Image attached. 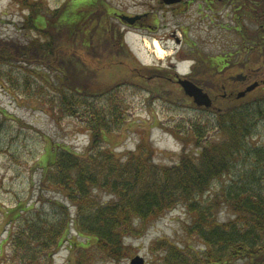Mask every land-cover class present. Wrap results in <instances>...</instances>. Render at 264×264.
<instances>
[{"label":"trees","instance_id":"obj_1","mask_svg":"<svg viewBox=\"0 0 264 264\" xmlns=\"http://www.w3.org/2000/svg\"><path fill=\"white\" fill-rule=\"evenodd\" d=\"M21 1L25 8L32 9L26 19L27 27H34L46 35L47 42L37 37L31 44L21 46L0 40V57L7 60L11 72L23 76L19 81L27 89L31 71L27 67L33 60L61 72L63 83L57 88V99L47 103L55 115L76 117L92 133L86 156L60 148L47 154L43 167L42 187L59 192L75 205L77 231L95 238L97 250L108 258L120 259L129 254L123 253L127 250L123 242L125 236L139 235L140 230L135 228L138 222L156 220L167 211L182 206L193 216L187 228L190 237L202 243L205 249L159 243L157 250L165 253L163 264H230L239 260L264 264V143H256L257 130L252 128L257 121H264L263 111L254 109L255 105H244L217 112L214 118L207 117L195 123L193 144L199 147L197 156L184 148L180 161L173 167L152 164L150 157L154 148L146 139L122 162L100 145L113 129L123 124L121 104H111L107 100L101 106L96 105L97 99L89 92V84L78 81L79 74L87 75L86 61L76 54L79 43L83 41V46L88 48L85 52L88 59L100 57L98 45L101 41L92 38L96 35L92 32L87 38L89 46L85 45L86 37L82 38L85 29L87 31L96 22L87 16L89 8L99 4L95 0L74 5L72 2L69 7L64 6L48 16L42 12V4L28 5L25 4L27 0ZM100 17L97 13L93 18L101 23ZM52 27L60 37L48 34ZM62 27L70 28L69 36L62 37ZM106 33V53L130 56L123 33L116 35L108 28ZM113 34L118 40L116 44L111 41ZM66 39L73 41L70 50ZM214 69L216 71L211 68L207 71L212 78L222 77L225 72ZM10 75V79H18ZM216 82L212 88L219 91ZM95 190L107 192L113 196L112 200L100 202L94 196ZM58 206L50 218L41 210L43 207L38 208L36 204L27 209L18 208L15 220L18 226L11 235L14 254L20 257V264H52V256L68 236L71 224L69 207L60 203ZM223 209L229 210L235 218L221 222L218 214ZM73 244L78 247V243ZM80 255L92 260L88 252ZM85 259L81 258L77 264H84Z\"/></svg>","mask_w":264,"mask_h":264},{"label":"rangeland","instance_id":"obj_2","mask_svg":"<svg viewBox=\"0 0 264 264\" xmlns=\"http://www.w3.org/2000/svg\"><path fill=\"white\" fill-rule=\"evenodd\" d=\"M90 1L93 0H27L25 4H42V12L51 16L64 6L69 7L72 2L74 5ZM95 2L99 5L89 8L87 16L96 22L87 31L85 29V36L82 38L86 37L85 45L89 46L87 38L92 36V32L96 35L92 38L96 42L101 41L98 45L100 57L95 60L88 59L85 54L88 48L83 46L81 40L76 54L82 61H86L87 75L79 74L78 81L89 84V92L97 99L96 105L101 106L107 100L111 104L114 102L121 104L123 124L119 129H113L100 145L103 149L116 154L122 162L126 161L129 152L136 151L139 143L146 139L154 148L150 157L152 164L173 167L180 161L184 148L187 153L197 156L199 147L193 144L195 142L193 132L195 123L200 120L205 121L207 117L214 118L217 112H227L250 104L255 105L254 109H260L259 111L264 113V85L242 99H235L234 93L230 95L229 91L240 82H235L234 77L241 75L247 77L245 75L250 72L245 69L246 66H240V63L250 64L252 69H256L257 80L264 83V45L261 52L245 51L239 41L240 39L244 43L245 35L235 34L237 37L231 35L228 37L218 28H214L207 37L202 35L198 38L192 35L189 41L196 46L192 49L186 46L178 52V48L170 40L161 41L145 36L134 28L126 29L116 19L115 13L125 15L138 13L140 0ZM29 9L25 8L21 0H0V40L21 46L31 44L37 37H41L43 43L47 42L46 35L34 27L33 29L27 27V16L32 13L30 6ZM97 13L101 15V23L97 18H93ZM66 15L67 13L65 17ZM62 28V37L69 36L70 28ZM107 28L116 35L124 34V44L130 56L123 53L113 55L104 51L108 38L107 33L105 35ZM50 29L49 35L60 37L55 27ZM95 30L98 32L95 33ZM110 37L114 44L118 42L114 34ZM155 40L165 51L163 57L154 51ZM71 43L73 41L66 39L69 50ZM233 44L238 50L230 47ZM114 49L116 51L117 46ZM60 50L58 46L59 54ZM229 52H233L232 56ZM223 56L232 64L223 73L225 76L216 75L212 78L207 71L209 68L213 69L212 62ZM27 68L31 70L28 89L19 81L23 76L11 72L7 60L0 57V264L21 263L20 257L14 254L11 232L16 231L18 226V222L15 225L18 208L27 209L33 204L38 208L43 207L41 210L47 218H50L59 207L58 203L66 205L70 210V232L59 250L52 256V264H77L81 258L85 259V256L80 255L84 252L92 254V260L85 259L84 264H131L132 259L137 256L142 257L145 264H163L165 253L157 250V244L167 242L180 247L189 245L197 250H204L202 243L190 237L187 228L192 224L193 216L182 206L167 211L156 220L138 222L135 228L141 232L138 230L137 236H125L123 242L127 250L123 253L129 254L120 259L108 258L97 250L95 238L77 231L74 223L77 215L75 205L59 192L48 191L42 187L43 167L46 165L47 154L60 148H69L81 157L86 156L92 133L87 131L85 123L76 117L61 113L55 115L47 103L51 99H57L59 94L57 88L63 83L61 72L49 66H41L34 60ZM10 74L15 76L14 79L18 76V79H10ZM187 75H192L193 82L208 92L213 100L214 95L219 93L212 85L216 86L214 82L219 78L220 80L225 78L226 86L229 84V87L227 86L226 95L223 97L227 99L221 97L215 99L210 109L197 107L179 83ZM227 75L232 76L233 83H230ZM216 83H219L218 89H222V81ZM243 89L242 86L237 87L238 94ZM252 128L257 130L256 143L263 144L264 121H257ZM210 134L214 135L215 132ZM211 137L215 139L214 136ZM213 188L216 190L218 186L215 184ZM94 196L103 203L113 198L107 192L98 190H95ZM218 217L221 222H227L233 220L235 215L223 209ZM73 242L78 243V247ZM41 261L43 262L42 259ZM230 264L247 263L239 260Z\"/></svg>","mask_w":264,"mask_h":264},{"label":"flooded vegetation","instance_id":"obj_3","mask_svg":"<svg viewBox=\"0 0 264 264\" xmlns=\"http://www.w3.org/2000/svg\"><path fill=\"white\" fill-rule=\"evenodd\" d=\"M138 7L139 12L133 15L120 13L114 15L126 29L134 28L145 36L161 41L170 40L178 48V52L186 46L191 49L196 46L189 41L192 35L198 38L202 35L207 37L210 30L214 28H218L228 37L229 35L237 37L235 34L245 35L244 43L239 39L245 51L261 52L264 45V0H140ZM119 16H127L130 19L122 21ZM230 47L237 49L235 44ZM231 53L233 52H229ZM231 64L232 62L223 56L212 62L211 67L222 71ZM249 65L240 63V66H246L245 69L250 72L245 75L247 76L245 80L236 83L229 90L230 95L234 93L235 99H238L237 87L239 86H242V89L244 87L242 91H245L256 83H258L256 89L264 85L263 81L257 80L256 69H252ZM231 77L229 76L228 80L233 83ZM193 78L192 75L185 77V79L194 80ZM221 81L222 89L216 91L219 95L215 94L214 100L219 97L227 99L223 96L226 95L225 91L229 84L226 86L225 78Z\"/></svg>","mask_w":264,"mask_h":264},{"label":"water","instance_id":"obj_4","mask_svg":"<svg viewBox=\"0 0 264 264\" xmlns=\"http://www.w3.org/2000/svg\"><path fill=\"white\" fill-rule=\"evenodd\" d=\"M120 18L122 21H126L127 19L128 20L130 19L127 16H120ZM129 22H131V21H129ZM233 80L234 81H243V80H245V77H243L241 75V76L234 77ZM179 83L182 86V88L184 89L187 96L192 98L194 103L198 107H205L207 109H210L211 107H213V100L211 99L209 94L206 93L202 88H200L199 86H197L196 84H194L193 82L188 81V80H180ZM257 87H258V83L251 85L250 87H248L246 89V91L239 93L238 98L244 97L247 93L252 92ZM131 264H145V261L142 257L137 256V257L132 259Z\"/></svg>","mask_w":264,"mask_h":264},{"label":"bare ground","instance_id":"obj_5","mask_svg":"<svg viewBox=\"0 0 264 264\" xmlns=\"http://www.w3.org/2000/svg\"><path fill=\"white\" fill-rule=\"evenodd\" d=\"M153 46L155 47V53H158L160 57L164 56L165 51L160 47L157 40L153 41Z\"/></svg>","mask_w":264,"mask_h":264}]
</instances>
